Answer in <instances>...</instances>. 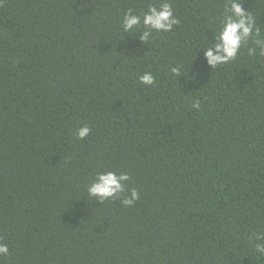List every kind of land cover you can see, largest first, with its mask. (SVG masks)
<instances>
[{
  "label": "trees",
  "instance_id": "1",
  "mask_svg": "<svg viewBox=\"0 0 264 264\" xmlns=\"http://www.w3.org/2000/svg\"><path fill=\"white\" fill-rule=\"evenodd\" d=\"M232 2L254 29L212 67ZM162 3L168 32L143 24ZM108 171L123 193L90 197ZM0 244V264H264V0H0Z\"/></svg>",
  "mask_w": 264,
  "mask_h": 264
},
{
  "label": "clouds",
  "instance_id": "2",
  "mask_svg": "<svg viewBox=\"0 0 264 264\" xmlns=\"http://www.w3.org/2000/svg\"><path fill=\"white\" fill-rule=\"evenodd\" d=\"M231 16H228L221 24L216 34L217 43L213 47H208L204 51L206 62L215 67L217 64L227 63L236 57L240 48L241 41L248 37L254 29L252 14L241 7L239 3L232 2ZM178 21L173 16L172 7L169 3H162L158 8L149 7L143 15V24L152 30L168 32ZM140 24V18L135 15L126 14L123 18V26L126 31L131 30L134 26ZM148 33H145V38ZM178 69H173L177 72ZM141 84L150 85L154 83L152 75L145 74L139 78ZM194 106L199 107V102ZM90 128L86 125L79 127L75 131L77 139L83 140L90 133ZM129 177L126 173L117 174L116 172H99L95 179L87 186V194L90 197L104 201L118 197L124 191L125 182ZM138 199V193L135 189L123 199L125 206L131 207ZM258 251L264 252V248ZM9 248L7 244H0V257H7Z\"/></svg>",
  "mask_w": 264,
  "mask_h": 264
}]
</instances>
